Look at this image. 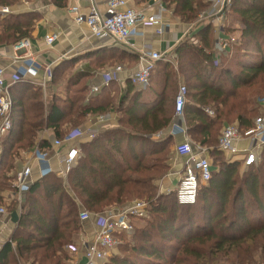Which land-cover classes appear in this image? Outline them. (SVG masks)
Here are the masks:
<instances>
[{
    "label": "trees",
    "instance_id": "trees-1",
    "mask_svg": "<svg viewBox=\"0 0 264 264\" xmlns=\"http://www.w3.org/2000/svg\"><path fill=\"white\" fill-rule=\"evenodd\" d=\"M21 1L0 0V6ZM173 1L189 20L208 7L203 0ZM224 11L241 23L230 60L223 55L216 63L212 30L205 26L198 43L186 39L178 45L177 71L169 63L157 72L156 67L149 84H128L118 100L114 89L107 88L88 100V86L80 84L84 74L78 72L70 77L66 96L51 94L47 103L37 85L11 90L13 127L1 143L0 202L5 190L15 189V177L1 173L3 167L10 163L7 169L13 170L21 150L50 147L38 140L41 131L50 128L64 138L71 132L65 133V125H79L89 114L114 108L120 114L117 124L83 145L84 153L68 175L71 191L90 213L137 199L149 203V216L140 218L131 234H117L119 252L105 264H205L209 255L224 257L232 251L238 264H264V149L261 160L242 173V163L230 161L218 139L225 123L237 121L245 130L262 113L264 0H232ZM37 20L34 12L0 14V47L30 36ZM65 65L55 70L54 83ZM179 74L188 90V132L195 142L212 147L215 160L212 178L200 184L194 205H181L176 189L159 196L158 182L170 170L173 137L157 134L173 121ZM209 109L215 114H208ZM24 195L22 205L8 206L10 213L18 211L20 221L0 250V264H70L67 246L76 242L83 224L64 179L50 172L31 181Z\"/></svg>",
    "mask_w": 264,
    "mask_h": 264
},
{
    "label": "crops",
    "instance_id": "crops-1",
    "mask_svg": "<svg viewBox=\"0 0 264 264\" xmlns=\"http://www.w3.org/2000/svg\"><path fill=\"white\" fill-rule=\"evenodd\" d=\"M92 5H96L102 12H104L106 7L105 0H22L21 3L12 7L11 13L13 14L23 12L37 13L38 20L31 35L21 39L30 40L31 44L28 48H16L17 43L21 40L14 42L13 44H5L0 47L2 53L0 55V67L4 68L5 70L11 90L16 91V89L18 90L22 84L26 83L37 85L41 87L44 95V101L47 103L48 100L51 99V94H55L64 98L67 94L69 81H71L70 77L78 72L84 74L83 80L80 84H86L88 86V100L92 96H97L99 94L103 95L104 89L106 88L114 89L113 95L119 98V96L125 92L128 84L135 85L137 88L143 87L142 85L135 84L132 81V74L139 68L140 58L145 49H152L163 54L162 59L157 62L156 72L163 69V66L167 63L172 65L177 71L178 45L186 39H189L195 44L198 43V34L203 27H211L213 37L212 51L215 52V55H217V59L223 55L231 54L233 50V44L236 42L235 41L229 49L225 51H219L216 45L218 39L221 36L226 38L234 36L236 39L238 36H240L241 23L239 22L238 18L229 11H224L229 6L224 8L223 12L219 16L220 18L213 19V16H210L209 12L212 10L211 0H209L207 8L199 9L196 12L193 20L184 19L181 12V6L173 0H128V5L143 13L145 18L155 14L160 15L162 21L166 24L163 33L160 34L157 32V26L147 25L144 20H141L138 21L137 26L139 30L144 32V36L138 37L131 43L122 42L119 39L113 37L102 39L93 35L90 27L87 24L78 23L76 21V14L72 11V7L77 6L82 13H88ZM224 16H226L225 20ZM226 18L228 23H225ZM52 34H56L57 38L52 45H49L46 41V37ZM28 54L35 56L41 67L37 70L36 75L28 74L22 80L12 83V75L22 63L20 58L22 59ZM63 63L66 65L62 68L59 75L57 76L59 78V82L54 83L53 79L55 70ZM118 67H121V69L117 71ZM48 69H51L52 71L51 77L49 79L47 78L46 72ZM107 73L112 74L110 80L106 77ZM183 81H186L185 76L179 74V83L181 84ZM181 85L179 86V89ZM95 87H98L99 90L94 91ZM116 89L119 92H117ZM176 96L174 98V102L176 100ZM262 111L263 107L261 109V112ZM208 114L214 115V113L211 114L209 112ZM119 116V113L116 112L114 108H112L107 113L89 114L81 124L78 125L75 123H70L64 126V130L66 134L74 129H82L83 131H86V134L79 136L77 139L71 142L72 145H76L81 149V155H83V145L87 141L93 139L87 135V130L95 129L100 124L107 122L109 125L102 127L100 130L101 132L106 127L112 124H117V119ZM171 124L167 129L162 131L163 134L161 136L157 137L163 138L166 135H171ZM232 124L238 125L237 121ZM100 132H98V134ZM188 135L193 143H197L191 138L189 132ZM171 136L173 137V144L172 155L169 160L170 170L158 182L159 193L172 192L174 189H176L179 179L181 178L185 168L186 159L176 150L177 143L184 139V135L179 134L177 136ZM56 139L60 138H57L55 136L54 130L50 128L44 129L39 133L38 136V140H46L50 143V147L43 150L48 153L50 158V167L48 168L51 169L53 174L64 179V184L67 186L72 197L78 202V205L81 208L80 211L85 210L83 205L80 203L78 198H76L75 194L69 187V174H63L65 165L62 162L60 155L66 153L67 146L66 144L62 147L57 146L55 144ZM237 145L240 148L249 147L251 146V141L246 139L238 142ZM208 147V156L211 158L213 169L214 158L211 152L212 147ZM38 148L39 146L36 145L31 149L20 151V155L15 159L14 162V166L16 167L14 176L15 181L16 173L28 164H33L34 166L31 177L32 181H35L43 176L42 173L45 170L44 167L37 165L35 162V151ZM224 155H226V157H228L232 162L242 163V173L247 169L245 168L243 170L244 165L243 158H241L242 156H240V158H230L226 153H224ZM10 192L12 193H10L8 196L9 200L18 202L19 205H22L25 195L20 199L18 196H15V192H13V190H10ZM118 207L120 206H114L112 208L106 209L105 211ZM100 214L101 213H91V217L88 220L82 221L83 225L80 230L79 237L75 242L76 244L79 245L83 239L93 240L95 238L99 229L98 216ZM148 216L149 213L146 217ZM140 218L141 217L135 218V227L137 221ZM4 222L3 237L4 239H7L8 242H10L11 234L15 230L17 224L12 221L11 213L5 217ZM5 230L10 234V238L8 235L5 236ZM131 233L132 232L127 234ZM13 246H15L14 243ZM116 246L109 251V256L101 264H105L114 253L119 252V249ZM68 251L71 256L70 264L87 263V259L82 249L78 250L77 252H71L70 250Z\"/></svg>",
    "mask_w": 264,
    "mask_h": 264
},
{
    "label": "built area",
    "instance_id": "built-area-1",
    "mask_svg": "<svg viewBox=\"0 0 264 264\" xmlns=\"http://www.w3.org/2000/svg\"><path fill=\"white\" fill-rule=\"evenodd\" d=\"M231 1L211 0L212 10L209 12L210 16H213V19L220 18V14L225 7L231 4ZM105 5L104 12L100 11L96 5H92L88 13H82L77 6L72 7V11L76 14L78 23L87 24L92 34L102 39L113 37L122 42L131 43L138 37L144 36V32L139 30L137 26L138 21L141 20H144L147 25L157 26V32L160 34L164 31L166 24L162 21L160 15L155 14L145 18L143 13L128 5V0H105ZM11 12L12 7L0 6L1 15H8ZM56 38V34L48 35L46 41L49 45H52ZM236 40L234 36L228 38L221 36L216 45L219 51H225ZM30 44L29 39H24L17 43L16 48H28ZM162 57L163 54L159 51L145 49L140 58L139 68L132 74V81L142 86L149 84L157 62ZM20 61H22L21 65L12 75V83L22 80L28 74L36 75L37 70L41 67L32 54H28L22 59L20 58ZM120 69L121 67H118L117 71ZM46 72L49 79L52 71L48 69ZM111 76V73L106 75L109 80ZM98 90V87L94 88V91ZM187 93L186 85H181L175 100V115L171 124L170 134L173 136L184 135V139L176 145L177 152L186 159L183 174L176 187L178 202L181 205H194L197 202L200 184L206 183L212 178L213 169L211 158L208 156L209 147L200 143H193L188 135V126L185 118ZM261 103L263 104V111L256 117L251 127L242 130L237 124H228L223 128L219 137V148L230 158H240L242 156L245 168L257 164L262 158L264 149V99ZM12 108L13 98L10 83L4 68L0 67V153L2 150L1 143L13 127ZM208 112L213 114L212 110H208ZM107 125L109 124L106 122L95 129H89L87 130V135L90 138H95L101 128ZM84 134H86V131L74 129L64 138L55 140L57 146L62 147L65 144L67 146L66 153L60 155L65 165L64 175L69 174L81 155V149L76 145H72L71 142ZM162 134L163 132H160L157 136L159 137ZM246 139L251 141V146L238 147V142ZM49 161L50 158L47 152L39 149L35 151V162L45 169L42 173L43 175L51 172V169L48 168L50 167ZM33 169V164H28L16 173L13 192L20 199L29 188ZM148 213L149 203L145 199H137L118 208L109 209L98 216L99 229L93 240L83 239L79 245L76 243L69 244L67 249L71 252H77L82 249L87 259L86 264H101L109 256V251L117 245V234L132 232L135 229V218L146 217ZM8 214H10L8 207L0 203V250L8 242L3 237L4 221ZM79 217L80 220L85 221L91 217V213L88 210H82Z\"/></svg>",
    "mask_w": 264,
    "mask_h": 264
},
{
    "label": "rangeland",
    "instance_id": "rangeland-1",
    "mask_svg": "<svg viewBox=\"0 0 264 264\" xmlns=\"http://www.w3.org/2000/svg\"><path fill=\"white\" fill-rule=\"evenodd\" d=\"M204 1V3L205 4H208L209 3V0H203ZM225 17L226 16H224V20H225ZM193 20V19H192ZM225 23H228L227 22V18H226V21H225ZM229 28V27H228ZM229 29H231V28H229ZM232 53L233 52H231V54H229V55H225L224 56V58L223 59H225V60H230V57H231V55H232ZM217 63H220V58L219 59H217V61H216ZM177 81H179V76H178V80ZM186 83V81H183V83H181V84H185ZM180 83H179V85H178V87L175 89V91H174V98H175V96L177 95V92H178V89H179V86L181 85ZM186 85V84H185ZM187 86V85H186ZM120 94V93H119ZM174 98H173V100H174ZM116 100H118V97H116ZM170 105H171V103H170ZM212 110V109H211ZM213 111V110H212ZM213 113H214V111H213ZM215 114V113H214ZM120 115V114H119ZM232 123H234V122H229V123H225L222 127H221V129L218 131V134H219V136H218V139H219V137H220V134L222 133V130H223V128L226 126V125H228V124H232ZM215 161V160H214ZM213 161V164L215 163ZM9 163V162H8ZM12 165V164H11ZM10 165V163L9 164H6V168L5 167H3V169L1 170V173H8V174H11V175H13V177L15 176V171H16V167H14L13 168V170H8L7 169V167L8 166H11ZM14 187H15V185H14ZM175 191V189L172 191V192H161L160 194H159V196H162V195H164V194H170V193H173ZM10 193H12V192H10V190H5L4 192H3V200L0 202L1 204H3V205H5V206H9L12 202H14V201H11V200H9V198H8V196L10 195ZM163 193V194H162ZM9 209V208H8ZM4 234H5V236H7L8 235V237L10 238V234L8 233V231H6L5 230V232H4ZM129 235V234H128ZM128 235H127V237H128ZM249 242H251V241H249ZM118 244H119V239H118V243H117V246H118ZM116 246V247H117ZM118 248V247H117ZM256 257H257V259L260 257V253L259 254H256ZM203 262L205 263V264H238L237 263V257H236V253H235V251H232L231 253H229V255H224V257L223 256H220L219 255V253L218 254H214V255H209V256H207V257H205L204 259H203ZM22 264H24V263H22Z\"/></svg>",
    "mask_w": 264,
    "mask_h": 264
},
{
    "label": "water",
    "instance_id": "water-1",
    "mask_svg": "<svg viewBox=\"0 0 264 264\" xmlns=\"http://www.w3.org/2000/svg\"><path fill=\"white\" fill-rule=\"evenodd\" d=\"M242 158V157H241ZM245 169V166L243 167V170ZM11 219L14 223L18 224L20 221V214L18 211H14L11 213Z\"/></svg>",
    "mask_w": 264,
    "mask_h": 264
}]
</instances>
